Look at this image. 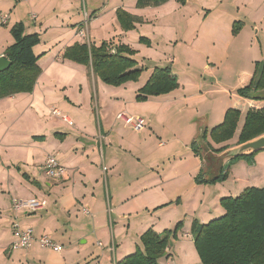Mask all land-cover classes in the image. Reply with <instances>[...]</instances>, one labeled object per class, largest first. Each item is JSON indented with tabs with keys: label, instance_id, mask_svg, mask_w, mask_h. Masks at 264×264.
<instances>
[{
	"label": "crops",
	"instance_id": "1",
	"mask_svg": "<svg viewBox=\"0 0 264 264\" xmlns=\"http://www.w3.org/2000/svg\"><path fill=\"white\" fill-rule=\"evenodd\" d=\"M0 1V10L9 15V22L21 24L25 34L41 36L33 48L38 50L34 52L38 73L30 88L11 84L0 89V264H115L135 251L146 230L161 233L177 225L158 264H201L194 248L193 222L205 224L221 217V198L264 187V149L250 162L222 160L216 164L219 172L209 166L237 146L246 113L256 104L238 90L242 79L248 81L257 66L264 65V12L255 14L250 2L241 5L237 0H165L143 8L136 6L137 0H128L122 9L135 21L132 29L124 30L117 10L125 0H105V7L88 17V40L94 47L111 43L134 51L132 70L139 71L135 80L113 86L90 66L63 58L66 50L85 42L76 35L77 27L63 29L56 23L58 29L44 41L42 34H48L51 25L43 24L51 17L45 21L35 2L37 11L30 23L17 14L21 3ZM51 1L62 2L51 10H60L53 15L54 21L65 18L62 14L68 10L63 0ZM83 1L80 10L84 14ZM170 6L174 10L159 12ZM204 6L205 13L198 20L194 14L201 8L204 11ZM158 22L174 25L170 29L173 38L166 42L173 43L188 75L174 74V90L138 101L136 96L154 69L173 72L171 66L157 67L149 58L142 61L145 65L135 59L138 49L133 44L158 47L149 31L138 32ZM6 26L0 28L3 58L12 44V26ZM130 36L135 43H130ZM169 60L162 57L163 64ZM147 70L146 77L142 76ZM129 93L133 100L127 99ZM257 107H264V100ZM52 108H58L70 123L52 116ZM92 108L104 139L100 155L97 137L87 130V113ZM232 108L239 110L234 130L229 139L216 143L211 131ZM121 112L142 118L143 130L119 138L116 127L119 122L124 124L116 116ZM220 147L224 149L216 151ZM48 156L66 169L59 182L50 181L42 172ZM217 175L224 180L212 181ZM14 198L43 200L45 207L35 213L15 214L11 210ZM85 207L88 216L81 211ZM14 224L32 231L34 241L28 249L9 248ZM43 236L61 250L39 247L36 240Z\"/></svg>",
	"mask_w": 264,
	"mask_h": 264
},
{
	"label": "trees",
	"instance_id": "2",
	"mask_svg": "<svg viewBox=\"0 0 264 264\" xmlns=\"http://www.w3.org/2000/svg\"><path fill=\"white\" fill-rule=\"evenodd\" d=\"M164 1L137 0L136 6L141 8L158 5ZM117 17L122 29L133 28L134 18L120 9L117 10ZM10 35L12 44L5 52L10 66L0 72V89L11 84L18 89H28L38 73L36 68L38 56L34 54L33 48L39 44L40 39L34 33L24 34L21 24L13 25L10 28ZM133 54L134 51L121 45L102 43L99 47H94L84 43L66 50L63 58H74L90 66L106 84L118 86L135 80L138 75L139 71L132 70L136 65L131 58ZM248 79V81L241 80L238 93L242 97L250 98L256 104L246 113L237 145L264 134V107H257L258 101L264 100L258 96L264 91V65H258L256 72ZM5 81L10 83L5 85ZM176 87V78L168 68L154 69L149 80L139 90L136 100L141 101L148 96L165 94ZM238 117L237 108L227 110L223 123L211 131V138L216 143L229 139ZM222 149L224 147L216 151ZM258 152L237 156L229 161L244 159L250 162ZM220 180H224L223 175H217L212 179V181ZM219 204L224 210L221 217L205 224L196 222L192 224L194 248L201 264H264V187L246 188L234 198H221ZM178 226L161 233H156L152 229L146 230L139 237V245L135 251L115 264H158L159 259L165 255L169 242L175 237Z\"/></svg>",
	"mask_w": 264,
	"mask_h": 264
},
{
	"label": "rangeland",
	"instance_id": "3",
	"mask_svg": "<svg viewBox=\"0 0 264 264\" xmlns=\"http://www.w3.org/2000/svg\"><path fill=\"white\" fill-rule=\"evenodd\" d=\"M13 1L16 3H21V5L19 6V9L17 10V14L20 15L21 17H23L26 21L29 20L30 23H32V21H34L31 19L32 13H34V11H37L36 9L34 10V2H35V6L37 8H40L41 12H43V15H45V21L51 17L46 23L43 24V25H45V24L51 25V28L48 31L49 35L48 34H45V35L42 34V39L44 41L50 36L52 31L58 29V25L56 23H60L63 26L62 27L63 29L69 28L72 30V28L75 29L77 27V30H78L79 26H80V28L87 29V24L89 21L87 17H91L93 15V13H95L94 11H98L102 7H105V5L107 4V2L105 0H96V1L86 0L85 5H86L87 17H86V25H85L84 24V14L82 13V10H80V9H82V5H84L83 0H81V2H79V0H77V2H76V0H63V4L66 6L65 11L68 10V14H66V13L62 14V16H65V18H63V17L60 18V16H59L57 18V21H54L55 16H53V15H58L60 10L58 9L57 12H54L51 10L54 8L55 5L60 7V4L62 2H60L58 4L56 2L53 3V1H51L49 3L48 0H32V3L30 4V0H13ZM110 1H113V0H110ZM127 1L128 0H125L122 2L120 1V4H119L120 10H122L123 12H125V11L122 8H124V5L126 4ZM154 1H157V0H154ZM237 1H239V3L241 5H244L245 3L250 2V4L252 5V8L254 10H256L255 14H257L258 10L262 13L264 12V0H237ZM200 2L203 4V1H200ZM135 3L137 4V1ZM0 5H3L2 1H0ZM109 5H110V3H109ZM204 5H208V4L204 3ZM230 5L228 6V8L230 7ZM98 7H100V8H98ZM204 7H205L204 11L201 8L199 11H197V13L194 14L196 16V18H198V20L201 18L200 15L205 13V9L207 8V6H204ZM141 8H143V7H141ZM96 9H98V10H96ZM104 10H106V8ZM171 10H174V9L170 6L167 9L159 11V12L166 13V12H170ZM231 10H232V8L230 9V11ZM0 11H2V10H0ZM8 17H9V15H8ZM16 17H17V15H16ZM162 21L166 22V20H162ZM8 22H9V20H8ZM9 25L13 26L14 24H12V22H9L6 27H8ZM66 26H72V28L66 27ZM105 27H108V26L106 25ZM171 27H174V25L173 24H159V22L157 24H154V25H148V26L141 27V28L139 27L140 29L138 30V32H141V31L148 32L149 31L154 36V38L159 42L158 47L155 46L153 49L147 48L144 44H139L138 42L135 43L136 39L134 38V36H130L131 37L130 43H135V44H133L134 48L138 49L137 50L138 53H137L135 59L140 64L145 65V63H147V62L144 61L145 63H142V61L144 59L148 60V58H149V59L156 62L157 67L171 66L172 71H173L172 73L175 75H176V73H178L180 75V77L183 78L184 76L188 75V72H186V70H187L186 67L183 66L184 61L179 56V53L175 50L173 43H171L169 41L166 42L167 39L173 38V32L170 31ZM36 28H39V23L36 25ZM138 32H136V34ZM38 36H39V39H41V36L40 35H38ZM41 46H43V44H41ZM34 52L38 53V50H35ZM163 56L170 58V60H169L170 62L168 64H166V63L163 64L164 63V61H162ZM150 65H152V64H150ZM152 67H154V65H152ZM148 69H151V68H148ZM148 71H150V70L144 71L142 76L146 77ZM142 79H144V77ZM97 80H98L97 82H100L99 79H97ZM98 84H101V86H106L107 88H110L107 85H105L104 83H98ZM135 87H136V85H135ZM261 93L262 92H260V94ZM127 99L129 101L133 100L130 93L128 94ZM56 109L58 110V108H56ZM93 111H95V110L92 108L90 113H87V120H86V122L88 124L87 130L92 132L97 137L98 150H99V155H100V152L102 153V144L104 142V139L100 135V126L98 123V119L95 116V112L92 113ZM128 115H131V114H128ZM122 127H123V130L121 129ZM116 129L119 133V138H123L124 135L130 136L131 134H133V130H131L130 127H128V126H125V125L122 126L121 122H119V125L116 127ZM210 162H211V163H209L210 169H214L215 171L219 172L220 168L216 167V162H214V161H210ZM100 169H101V167H100ZM101 173H102V171H101ZM215 217H218V216H215Z\"/></svg>",
	"mask_w": 264,
	"mask_h": 264
},
{
	"label": "built area",
	"instance_id": "4",
	"mask_svg": "<svg viewBox=\"0 0 264 264\" xmlns=\"http://www.w3.org/2000/svg\"><path fill=\"white\" fill-rule=\"evenodd\" d=\"M86 17L87 14L84 12V24L86 25ZM88 18V17H87ZM31 19H34L31 16ZM8 14H5L0 11V28L6 26L8 24ZM76 35L81 39L85 40V44L89 45L90 42L88 40L86 29L78 27ZM3 58V56H0ZM50 114L52 116L59 117L62 121L66 123H70L68 118L62 115L56 108H52L50 110ZM118 119L123 121L125 126L130 127L131 130L135 132H140L144 128V120L140 117L129 116L124 112L119 113L116 116ZM103 173L105 172V168H102ZM42 172L44 176L52 182H59L61 181L66 173V169L58 163L54 156H48L42 166ZM45 207V201L37 200L35 198L30 199H12L11 200V210L15 214L19 213H35L38 210H41ZM82 213L85 216L89 215L88 208H82ZM13 236L14 240L10 243L9 248L11 250H25L28 249L34 238L32 236V231L30 229L20 230L16 224L13 225ZM37 244L41 248L51 249L53 251L59 252L61 250V246L56 244L55 242L51 241L48 237L43 236L36 240ZM99 245H101L99 243Z\"/></svg>",
	"mask_w": 264,
	"mask_h": 264
},
{
	"label": "water",
	"instance_id": "5",
	"mask_svg": "<svg viewBox=\"0 0 264 264\" xmlns=\"http://www.w3.org/2000/svg\"><path fill=\"white\" fill-rule=\"evenodd\" d=\"M10 66V62L6 58H0V72L4 71ZM260 98H264V92L258 95ZM264 149V134L247 141L243 144L237 145L235 148L225 151L220 157L215 158L216 164L220 165L222 160H231L234 157L250 154L256 151Z\"/></svg>",
	"mask_w": 264,
	"mask_h": 264
}]
</instances>
